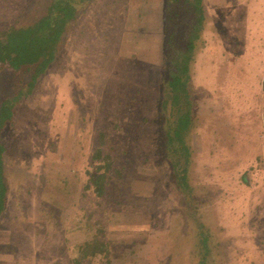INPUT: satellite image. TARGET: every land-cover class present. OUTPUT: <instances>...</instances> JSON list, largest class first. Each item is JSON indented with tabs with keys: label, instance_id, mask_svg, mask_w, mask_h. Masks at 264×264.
Instances as JSON below:
<instances>
[{
	"label": "rangeland",
	"instance_id": "1",
	"mask_svg": "<svg viewBox=\"0 0 264 264\" xmlns=\"http://www.w3.org/2000/svg\"><path fill=\"white\" fill-rule=\"evenodd\" d=\"M45 1L0 0V29ZM147 1L88 2L59 58L19 103L5 164L25 173L8 172L0 264H200L201 223L213 233L212 264H264V36L230 37L211 45L222 55L199 50L191 64L200 121L185 194L160 106L166 6ZM19 79L30 72L0 89L11 92ZM97 223L109 263L77 250Z\"/></svg>",
	"mask_w": 264,
	"mask_h": 264
},
{
	"label": "trees",
	"instance_id": "2",
	"mask_svg": "<svg viewBox=\"0 0 264 264\" xmlns=\"http://www.w3.org/2000/svg\"><path fill=\"white\" fill-rule=\"evenodd\" d=\"M93 0H46L42 10L32 17L24 15L16 19L8 27L0 29V81L12 80L16 74L30 72V79L18 80L19 85L9 89H0V222L7 205V194L11 187L9 175L24 174V169L13 171L6 169V154L8 153L6 133L17 118L19 103L30 96L37 87L38 78L55 63L60 51L66 43L71 23L75 22L88 2ZM180 0H166L167 24L165 37L161 44L160 57V106L165 113L164 123L166 150L169 157L173 178L180 191L191 194L193 191L191 164L194 130L200 118L197 115V105L193 100L191 88V64L195 61L198 51L204 46L200 32L203 29L204 14L199 3L193 0H183L184 4L177 8L173 6ZM82 3V4H81ZM79 5V6H78ZM173 7V8H172ZM182 12V13H181ZM31 16V17H30ZM4 91V92H3ZM167 112V114H166ZM201 124V123H200ZM101 149H98L100 152ZM111 161L107 159L106 166ZM105 174H98L92 180L98 185V192H104ZM91 241L80 244L77 248L86 256L95 259L105 257L110 262L109 244L99 236L105 232L99 223ZM199 224V223H198ZM200 251H204L200 264H212L209 257L210 244L214 237L211 229L205 224H199ZM100 257V258H102ZM93 259L90 262H93ZM78 260V259H77ZM80 262V260H78Z\"/></svg>",
	"mask_w": 264,
	"mask_h": 264
},
{
	"label": "crops",
	"instance_id": "3",
	"mask_svg": "<svg viewBox=\"0 0 264 264\" xmlns=\"http://www.w3.org/2000/svg\"><path fill=\"white\" fill-rule=\"evenodd\" d=\"M166 0H162L166 8H164L163 18L164 29L167 24V7L168 4L165 3ZM193 3H199L202 7V13L204 14V24L203 29L200 32V39L204 41V46L200 49L213 55H222L219 51L215 53L211 52V45L232 43L230 37H237L240 41L242 37H260L264 36V0H193ZM151 7V0L147 1ZM146 2V3H147ZM185 1L180 0L179 3L175 4L173 7L179 11L182 8H177L184 4ZM148 6V5H147ZM172 7V8H173ZM151 9V8H150ZM149 9V10H150ZM182 13V12H181ZM164 37H165V31ZM247 29V30H246ZM246 35V36H245ZM208 36V37H207ZM217 37L216 41H208L211 37ZM228 37L227 39H222L223 37ZM208 42V43H207ZM238 43H240L238 41ZM204 47H206L204 49ZM227 50V49H226Z\"/></svg>",
	"mask_w": 264,
	"mask_h": 264
}]
</instances>
